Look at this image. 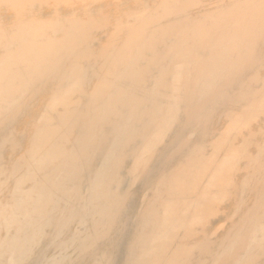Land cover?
<instances>
[{"label":"bare ground","instance_id":"1","mask_svg":"<svg viewBox=\"0 0 264 264\" xmlns=\"http://www.w3.org/2000/svg\"><path fill=\"white\" fill-rule=\"evenodd\" d=\"M0 264H264V0H0Z\"/></svg>","mask_w":264,"mask_h":264}]
</instances>
